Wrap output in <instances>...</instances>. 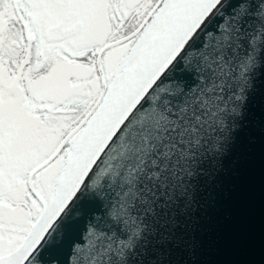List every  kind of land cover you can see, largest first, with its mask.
<instances>
[{"label": "snow or ice", "instance_id": "1", "mask_svg": "<svg viewBox=\"0 0 264 264\" xmlns=\"http://www.w3.org/2000/svg\"><path fill=\"white\" fill-rule=\"evenodd\" d=\"M264 210V0H0V264H237Z\"/></svg>", "mask_w": 264, "mask_h": 264}, {"label": "water", "instance_id": "2", "mask_svg": "<svg viewBox=\"0 0 264 264\" xmlns=\"http://www.w3.org/2000/svg\"><path fill=\"white\" fill-rule=\"evenodd\" d=\"M221 261H235L237 264H264V210H262L259 177L251 219V238L245 248L238 253H223L213 257Z\"/></svg>", "mask_w": 264, "mask_h": 264}]
</instances>
